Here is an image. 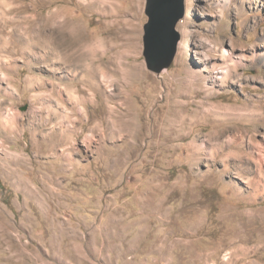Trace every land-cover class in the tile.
I'll list each match as a JSON object with an SVG mask.
<instances>
[{
  "label": "rangeland",
  "instance_id": "rangeland-1",
  "mask_svg": "<svg viewBox=\"0 0 264 264\" xmlns=\"http://www.w3.org/2000/svg\"><path fill=\"white\" fill-rule=\"evenodd\" d=\"M145 3L0 0V264H264V7L185 0L154 74Z\"/></svg>",
  "mask_w": 264,
  "mask_h": 264
},
{
  "label": "water",
  "instance_id": "water-1",
  "mask_svg": "<svg viewBox=\"0 0 264 264\" xmlns=\"http://www.w3.org/2000/svg\"><path fill=\"white\" fill-rule=\"evenodd\" d=\"M184 1L146 0L142 55L147 70L154 74L169 68L174 60L180 38L176 26L184 17Z\"/></svg>",
  "mask_w": 264,
  "mask_h": 264
},
{
  "label": "crops",
  "instance_id": "crops-1",
  "mask_svg": "<svg viewBox=\"0 0 264 264\" xmlns=\"http://www.w3.org/2000/svg\"><path fill=\"white\" fill-rule=\"evenodd\" d=\"M10 111H11L10 95L5 91L0 92V123H6L7 121L11 122ZM9 125H8V129H7L8 131L10 128ZM6 126L7 125L5 124L4 127H6Z\"/></svg>",
  "mask_w": 264,
  "mask_h": 264
},
{
  "label": "bare ground",
  "instance_id": "bare-ground-1",
  "mask_svg": "<svg viewBox=\"0 0 264 264\" xmlns=\"http://www.w3.org/2000/svg\"><path fill=\"white\" fill-rule=\"evenodd\" d=\"M253 7L255 8L256 11L260 12L261 7H264V0H252ZM236 60H243L244 57L240 55H235L233 56Z\"/></svg>",
  "mask_w": 264,
  "mask_h": 264
}]
</instances>
